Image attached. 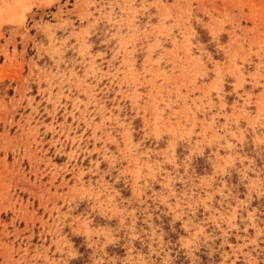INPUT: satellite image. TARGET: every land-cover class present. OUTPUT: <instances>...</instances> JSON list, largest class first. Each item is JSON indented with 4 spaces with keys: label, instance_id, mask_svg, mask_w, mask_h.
<instances>
[{
    "label": "rangeland",
    "instance_id": "1",
    "mask_svg": "<svg viewBox=\"0 0 264 264\" xmlns=\"http://www.w3.org/2000/svg\"><path fill=\"white\" fill-rule=\"evenodd\" d=\"M0 264H264V0H0Z\"/></svg>",
    "mask_w": 264,
    "mask_h": 264
}]
</instances>
